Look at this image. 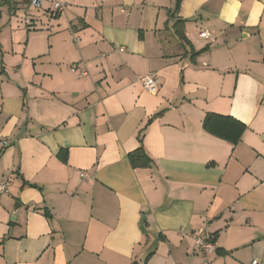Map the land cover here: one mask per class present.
I'll return each instance as SVG.
<instances>
[{
    "label": "crops",
    "instance_id": "0c3cea01",
    "mask_svg": "<svg viewBox=\"0 0 264 264\" xmlns=\"http://www.w3.org/2000/svg\"><path fill=\"white\" fill-rule=\"evenodd\" d=\"M59 1L0 0V264H264V0Z\"/></svg>",
    "mask_w": 264,
    "mask_h": 264
},
{
    "label": "trees",
    "instance_id": "16d2710c",
    "mask_svg": "<svg viewBox=\"0 0 264 264\" xmlns=\"http://www.w3.org/2000/svg\"><path fill=\"white\" fill-rule=\"evenodd\" d=\"M183 1L184 0H175L174 11L170 12V17L172 19L177 18L176 23H179L178 25H183V23L185 22L184 20L179 19L177 15L180 11ZM175 33L177 34L180 41L186 40L182 28H176ZM199 54L200 53L194 52L193 56L196 57ZM157 117H159V114H155L151 118L149 123ZM203 127L210 134L227 140L234 145L238 144L241 141L243 134L247 129V126L245 124L230 117H225L217 114H208L204 120ZM145 129L146 128H144L139 134L140 147L137 150L129 153L127 156L133 168H149L153 166V160L148 156L143 146V134ZM61 157H63V160L67 162V152H64V155Z\"/></svg>",
    "mask_w": 264,
    "mask_h": 264
},
{
    "label": "built area",
    "instance_id": "2783aa9c",
    "mask_svg": "<svg viewBox=\"0 0 264 264\" xmlns=\"http://www.w3.org/2000/svg\"><path fill=\"white\" fill-rule=\"evenodd\" d=\"M49 2L52 4V8L54 12H60L64 9V4L59 0H31V4L34 8L40 9L43 5ZM26 25H30L31 21L26 18ZM203 38H208L209 34L206 32H201L200 34ZM123 51V49H121ZM70 70L77 74L79 77H87L89 75V71L85 66H81L80 64H74L70 66ZM141 82L146 91L151 93L158 92L161 79L156 73H151L141 78ZM83 177L86 176L85 173L82 174ZM11 188V181L4 180L0 183V196L7 195L9 193V189ZM194 238V247L197 250L202 251L205 255H214L217 252V245L215 240L211 237V235L207 232V229L204 226L197 228L193 233ZM252 264H259L257 260H254Z\"/></svg>",
    "mask_w": 264,
    "mask_h": 264
},
{
    "label": "rangeland",
    "instance_id": "374dc122",
    "mask_svg": "<svg viewBox=\"0 0 264 264\" xmlns=\"http://www.w3.org/2000/svg\"><path fill=\"white\" fill-rule=\"evenodd\" d=\"M48 5V3L46 2V4L43 6L44 8L43 9H45V7ZM29 7V6H28ZM41 9V8H40ZM37 9H34V10H30L29 12H27L26 11V8H24V9H21L20 11H19V13L17 14L18 15V19L20 20L19 21V25H20V27L24 30V28H25V26L26 25H24V24H26L25 23V19L26 18H29V13L32 11V12H34V13H37V11H36ZM40 11H42V10H40ZM26 17V18H25ZM24 27V28H23ZM260 259V258H259Z\"/></svg>",
    "mask_w": 264,
    "mask_h": 264
}]
</instances>
